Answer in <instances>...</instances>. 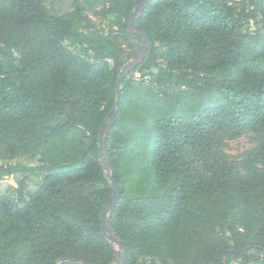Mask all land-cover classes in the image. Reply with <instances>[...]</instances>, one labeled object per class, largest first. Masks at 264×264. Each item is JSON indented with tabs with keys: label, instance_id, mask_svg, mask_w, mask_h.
I'll return each mask as SVG.
<instances>
[{
	"label": "trees",
	"instance_id": "obj_1",
	"mask_svg": "<svg viewBox=\"0 0 264 264\" xmlns=\"http://www.w3.org/2000/svg\"><path fill=\"white\" fill-rule=\"evenodd\" d=\"M136 1L0 0V264H115L99 134ZM136 25L105 138L121 264H264V0H146Z\"/></svg>",
	"mask_w": 264,
	"mask_h": 264
},
{
	"label": "water",
	"instance_id": "obj_2",
	"mask_svg": "<svg viewBox=\"0 0 264 264\" xmlns=\"http://www.w3.org/2000/svg\"><path fill=\"white\" fill-rule=\"evenodd\" d=\"M145 1L146 0H137L133 4V11L131 13L129 26H128V35L130 36L131 39L134 38V34L131 32V30L133 29L137 32L138 36L143 37V42L146 44V40L143 36V33L140 31L139 27L136 25V18H137L136 8H137V6H140ZM146 47L149 48L147 44H146ZM136 65H133V67H135ZM124 78H125V71H121L120 76H119L118 81H117V85H116V100H115L114 105H113L107 119L105 120V122L102 126V129L100 131V134H99V150H100L101 164L103 166V169L106 173V177L109 180L110 186L112 189V195H111L108 203L105 205V207L101 213V219H102L101 226H102V230H103L106 238L110 239V241L113 240L116 243H117V240L114 237V235L112 234L110 227H109V219L111 216V212H112L114 206L116 205V203L118 201V198L120 195V188H119V185L116 183V181L113 179L111 172H110V169H109V166H108V163H107L106 153H105V138L107 136V133L114 126L115 121H116V115H117L118 106H119V102H120V85H121V82L123 81ZM108 232L112 236L108 235ZM117 246H118L117 258H116L115 264H121L122 259H123L122 249H121L120 244H117ZM61 263H62V261L59 262V264H61Z\"/></svg>",
	"mask_w": 264,
	"mask_h": 264
},
{
	"label": "rangeland",
	"instance_id": "obj_3",
	"mask_svg": "<svg viewBox=\"0 0 264 264\" xmlns=\"http://www.w3.org/2000/svg\"><path fill=\"white\" fill-rule=\"evenodd\" d=\"M140 6H137V8H136V14L137 15L139 14ZM249 28L253 29L252 23L249 24ZM131 32L133 34L137 35V32L135 30L132 29ZM131 41L133 43L134 49L129 52L130 53L129 58L121 69V71H125V77H128V74L130 73L131 69L133 68V65H136L139 62V60H141L142 58L145 57V55L147 53V47H146V44L143 42L142 36L132 38ZM147 81L148 80H145V82H144L145 85L147 84L146 83ZM140 82H141L140 76L138 74H134L131 78L132 89H135L136 87L138 88ZM152 90L154 91L153 88H152ZM153 98H154V96L152 95L151 99H153ZM191 100L194 101V106H199L201 103L211 100V94H210V92H206V93H201L198 95H193ZM251 147H252V144L248 140V137H242V138H239L236 140L227 141L224 150H225V153L231 159L237 160L238 157H240V155L243 152H245L247 149H250ZM137 155H140V154H137ZM138 159H139V157H138ZM5 181H6L5 183H7L8 185H12V186L16 185V181L11 177L9 179H5ZM108 235H111V234L108 232ZM111 243L114 246V248H116V250H117V248H118L117 243L113 240H111Z\"/></svg>",
	"mask_w": 264,
	"mask_h": 264
},
{
	"label": "flooded vegetation",
	"instance_id": "obj_4",
	"mask_svg": "<svg viewBox=\"0 0 264 264\" xmlns=\"http://www.w3.org/2000/svg\"><path fill=\"white\" fill-rule=\"evenodd\" d=\"M140 61V60H139Z\"/></svg>",
	"mask_w": 264,
	"mask_h": 264
}]
</instances>
